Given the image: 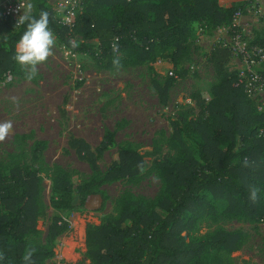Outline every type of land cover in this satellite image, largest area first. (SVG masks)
Returning <instances> with one entry per match:
<instances>
[{
	"label": "trees",
	"instance_id": "obj_1",
	"mask_svg": "<svg viewBox=\"0 0 264 264\" xmlns=\"http://www.w3.org/2000/svg\"><path fill=\"white\" fill-rule=\"evenodd\" d=\"M32 4V16L49 14V27L62 45L73 52L86 51L107 69L153 63L165 56L174 67L185 55L193 23L212 29L229 26L240 8L236 2L220 6L218 0H86L72 29H67L56 22L45 0ZM26 26L0 17V81L21 75L15 44ZM76 36L95 39L97 49L89 43L75 46ZM253 41L264 44L263 39ZM229 58L226 48L212 47L206 61L218 82L205 93L193 94L196 116L191 109L177 110L169 120L177 151L164 153L155 162L161 181L158 194L147 199L123 191L114 213L86 226L84 254L90 264H201L211 250L231 253L241 242L237 232L221 229L194 236L202 221L264 222V114H255L253 100L241 85H234L237 72H227ZM257 72L264 78V67ZM170 84L171 78L162 85L153 82L162 103ZM66 143L91 173L75 187L78 207L94 197V209L101 210L106 201L101 185L135 180L145 167L143 156L127 145L100 172L97 160L110 146L108 134L94 148L73 136ZM44 147V142L34 141L29 155L12 154L6 168L0 166V252L5 256L0 264H27L23 260L27 248L34 250L31 264H45L54 254V239L67 228L60 212L72 207L71 175L42 161ZM27 159L34 167L26 164ZM46 177L51 182L52 211L44 241L39 242L36 224L45 216L41 192ZM252 187L259 189L255 200L250 198Z\"/></svg>",
	"mask_w": 264,
	"mask_h": 264
},
{
	"label": "rangeland",
	"instance_id": "obj_2",
	"mask_svg": "<svg viewBox=\"0 0 264 264\" xmlns=\"http://www.w3.org/2000/svg\"><path fill=\"white\" fill-rule=\"evenodd\" d=\"M243 2H239V29L252 39L264 40V0L251 5ZM29 3L33 6L32 0H24V12ZM231 3L220 1L224 7ZM226 30V26L216 31L203 22L194 23L185 55L174 67L168 56L153 63L112 69L99 67L86 51H74V56L67 54L55 37L54 55L38 65L35 78L27 79L17 63L21 75H10L9 80L0 81V122L10 120L13 123L11 134L0 142V166L6 168L12 154L24 151L29 155L32 143L42 141L45 144L41 152L42 161L48 166L66 169L71 175L72 207L60 212L67 228L54 239V254L45 264H90L84 254L86 226L97 224L103 216L114 213L117 199L123 191L147 199L158 194L161 181L155 162L164 153L175 154L177 151L170 138L169 120L177 110L191 109V114L196 116L198 108L193 94L205 93L218 82L206 55L225 38ZM80 43L92 44L93 50L97 49L95 39L84 41L76 36L72 44ZM263 67L264 62L252 68L260 70ZM226 68L227 72H237L244 68V64L229 58ZM168 78H171V84L162 103L153 82L162 85ZM253 103L255 114H264V95ZM61 110L63 116H60ZM104 134L109 135L111 143L98 157L100 172H104L117 151L127 145L143 156L145 167L135 180L101 185L99 189L106 195L101 210L94 209V197L88 199L86 206L78 207L75 187L91 173L86 162L78 159L68 148L67 139L70 136L81 138L94 148ZM25 162L34 167V162L29 159ZM41 197L45 216L36 224L39 242L44 241L52 211L51 182L47 177L42 181ZM216 229L237 232L240 245L234 252L223 255V252L211 250L201 264H213L216 257L224 260L222 264H264V222L206 220L199 224L193 235L204 237Z\"/></svg>",
	"mask_w": 264,
	"mask_h": 264
},
{
	"label": "built area",
	"instance_id": "obj_3",
	"mask_svg": "<svg viewBox=\"0 0 264 264\" xmlns=\"http://www.w3.org/2000/svg\"><path fill=\"white\" fill-rule=\"evenodd\" d=\"M86 0H45L53 14L56 22L67 29H72L74 19L80 12ZM239 3L241 0H233ZM243 1V0H242ZM249 5L255 4L259 0H244ZM24 0H0V17L10 18L15 26L19 23V16L24 12ZM239 7V6H238ZM240 8H237L232 14L231 21L224 33L225 38L219 42V45L228 50L230 58L240 60L244 64V68L237 71L235 86L241 85L246 97L255 100L264 95V78L257 72V69L264 62V44L253 41L247 34L239 29ZM222 27L216 28V31L222 30ZM67 54L74 56V52L63 45ZM10 76H6L9 80Z\"/></svg>",
	"mask_w": 264,
	"mask_h": 264
},
{
	"label": "clouds",
	"instance_id": "obj_4",
	"mask_svg": "<svg viewBox=\"0 0 264 264\" xmlns=\"http://www.w3.org/2000/svg\"><path fill=\"white\" fill-rule=\"evenodd\" d=\"M20 7L25 6L21 4ZM31 9L32 5L29 3L26 6V11L19 16L17 23H26L27 26L16 45L14 56L15 61L21 66L29 80L37 75L38 65L47 62L48 58L54 55L53 49L56 44L54 33L49 27V14L46 11H41L39 18H36L31 15ZM12 131V121L0 122V142L4 141ZM258 192V188H250V198L255 200ZM33 251L32 248H27L23 255V260L27 264H31ZM4 259V254L0 252V260Z\"/></svg>",
	"mask_w": 264,
	"mask_h": 264
},
{
	"label": "crops",
	"instance_id": "obj_5",
	"mask_svg": "<svg viewBox=\"0 0 264 264\" xmlns=\"http://www.w3.org/2000/svg\"><path fill=\"white\" fill-rule=\"evenodd\" d=\"M220 1H221V0H218V3H219V5L221 6ZM228 1L231 3L232 0H228ZM195 23H196V22H195ZM192 25L194 26V23H193Z\"/></svg>",
	"mask_w": 264,
	"mask_h": 264
}]
</instances>
